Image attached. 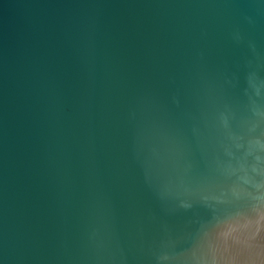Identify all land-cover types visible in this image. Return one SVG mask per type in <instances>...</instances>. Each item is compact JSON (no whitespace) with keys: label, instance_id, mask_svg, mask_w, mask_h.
<instances>
[{"label":"water","instance_id":"1","mask_svg":"<svg viewBox=\"0 0 264 264\" xmlns=\"http://www.w3.org/2000/svg\"><path fill=\"white\" fill-rule=\"evenodd\" d=\"M0 264H264V0H0Z\"/></svg>","mask_w":264,"mask_h":264}]
</instances>
